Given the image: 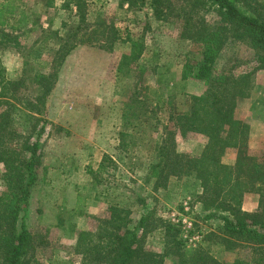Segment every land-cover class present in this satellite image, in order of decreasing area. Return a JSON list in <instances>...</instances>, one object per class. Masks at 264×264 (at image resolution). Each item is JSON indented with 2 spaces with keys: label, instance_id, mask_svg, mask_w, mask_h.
I'll use <instances>...</instances> for the list:
<instances>
[{
  "label": "rangeland",
  "instance_id": "rangeland-1",
  "mask_svg": "<svg viewBox=\"0 0 264 264\" xmlns=\"http://www.w3.org/2000/svg\"><path fill=\"white\" fill-rule=\"evenodd\" d=\"M64 1L53 0V5L45 8L41 1L11 0L17 6L13 21L23 8L35 22L29 21L15 31L5 25L2 28L6 34L0 33V64L7 79L32 75L40 61L49 63L43 71H52L57 77L47 101V123L39 139L41 163L26 217L28 228L43 233L48 241L46 247L37 249L39 260L44 264H81V254L74 247L78 231H90L95 238L100 218L108 215L109 203L130 209V227L140 213L152 209L154 217L181 226L188 246L196 245L201 233L214 229L217 223L201 216L196 182L171 176L165 189L152 190L146 173L163 137V126L173 121L170 114L186 110L187 95L204 90L203 81L181 78L184 61L201 58L200 46L181 38L172 22L157 21L150 8L130 9L121 0H85L82 29L73 38L76 45L61 59L64 50L59 48L60 37L68 32L62 23L77 19L75 7L64 8ZM98 20L99 26L119 27L122 39L143 41L144 50L137 62L144 69L142 73L136 64L129 72L117 70L121 55L130 49L128 41L114 42L111 51L94 44L89 30ZM206 20L214 26L218 17L210 11ZM253 65V50L234 40L227 42L215 62L218 70L232 67L237 74ZM251 84L250 96L237 104L234 115L249 126L247 152L261 159L264 69L253 74ZM31 88H26V94ZM134 89L138 99L145 94L151 96L146 100L149 106L156 101L152 95L160 99L150 123L144 122L149 113L133 121L139 126L137 130L126 126L122 119ZM121 129L132 135L127 151L117 146ZM175 138L176 151L190 156L199 155L206 143L201 134L182 138L176 132ZM236 152L235 148L226 149L223 163L232 164ZM257 205L256 193L243 195V211L254 212ZM162 246L159 229L147 234V249L161 251ZM211 251L225 263L247 255V249L229 251L221 244L212 245ZM166 261L170 262L171 257Z\"/></svg>",
  "mask_w": 264,
  "mask_h": 264
},
{
  "label": "trees",
  "instance_id": "trees-1",
  "mask_svg": "<svg viewBox=\"0 0 264 264\" xmlns=\"http://www.w3.org/2000/svg\"><path fill=\"white\" fill-rule=\"evenodd\" d=\"M36 1L43 2L45 8L53 5V0ZM121 3L130 9L150 8L157 21L172 22L181 38L200 46L201 58L185 60L181 78L203 81L204 90L187 95L186 110L170 114L173 121L163 126V137L155 147L146 178L152 190L165 189L171 176L193 179L199 187L196 197L201 216L217 223L214 229L201 233L196 245L188 246L181 226L154 217L152 209L140 213L135 225L130 227V209L109 203L108 215L100 218L95 238L90 231H78L74 247L81 254L80 263L264 264V144L261 159L249 154V126L234 115L237 104L250 96L253 74L264 69V0H121ZM70 5L75 7L77 19L62 23L68 32L60 37L59 48L64 50L61 59L75 47L73 38L84 21L85 0H65L63 7L72 10ZM16 8L11 0H0L2 35L6 34L2 28L5 25L15 31L29 21L35 22L23 8L13 21ZM210 11L218 17L214 26L206 20ZM97 22L100 21L89 30L94 44L111 51L114 42L128 41L130 49L121 55L117 70L129 72L136 64L142 73L144 69L137 62L144 50L143 41L122 39L119 27L99 26ZM230 40L243 42L253 50L254 65L250 70L237 74L232 67L216 68V59ZM37 64L38 69L32 75L24 74L16 80L7 79L0 64V264H44L37 256V249L48 243L43 233L30 230L26 223L29 199L41 163L39 139L47 123V101L57 81L52 71L42 70L49 63ZM29 85L32 88L26 94ZM131 94L122 119L126 126L137 130L139 126L133 121L149 113L144 122L150 123L160 99L152 95L156 101L149 106L146 103L151 99L149 94L143 99H138L136 89ZM176 132L182 138L189 134L203 135L206 143L202 152L197 156L177 152ZM131 136L123 129L118 132L117 146L121 151L130 148ZM228 148L237 150L232 164L222 161ZM247 192L258 195L254 212L241 208ZM155 229L161 232V251L145 247L147 234ZM214 244H221L229 251L247 249V255L225 263L213 256ZM166 257H171V261H166Z\"/></svg>",
  "mask_w": 264,
  "mask_h": 264
}]
</instances>
